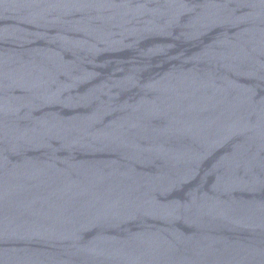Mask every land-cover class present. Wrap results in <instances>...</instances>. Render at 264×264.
<instances>
[{"label":"water","instance_id":"1","mask_svg":"<svg viewBox=\"0 0 264 264\" xmlns=\"http://www.w3.org/2000/svg\"><path fill=\"white\" fill-rule=\"evenodd\" d=\"M0 264H264V0H0Z\"/></svg>","mask_w":264,"mask_h":264}]
</instances>
